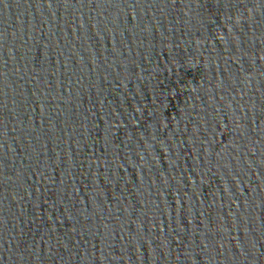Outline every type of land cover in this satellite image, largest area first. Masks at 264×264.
Here are the masks:
<instances>
[{"label":"water","instance_id":"water-1","mask_svg":"<svg viewBox=\"0 0 264 264\" xmlns=\"http://www.w3.org/2000/svg\"><path fill=\"white\" fill-rule=\"evenodd\" d=\"M0 264H264V0H0Z\"/></svg>","mask_w":264,"mask_h":264}]
</instances>
